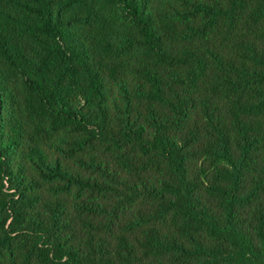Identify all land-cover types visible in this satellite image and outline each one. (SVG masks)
<instances>
[{"label": "trees", "instance_id": "1", "mask_svg": "<svg viewBox=\"0 0 264 264\" xmlns=\"http://www.w3.org/2000/svg\"><path fill=\"white\" fill-rule=\"evenodd\" d=\"M0 264H264V0H0Z\"/></svg>", "mask_w": 264, "mask_h": 264}]
</instances>
